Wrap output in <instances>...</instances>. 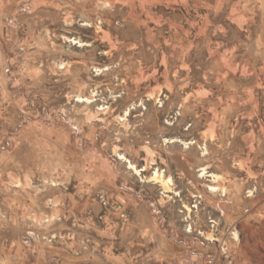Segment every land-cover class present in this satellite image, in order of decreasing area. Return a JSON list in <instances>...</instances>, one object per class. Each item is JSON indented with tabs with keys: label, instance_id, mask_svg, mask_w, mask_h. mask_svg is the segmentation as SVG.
I'll return each instance as SVG.
<instances>
[{
	"label": "rangeland",
	"instance_id": "rangeland-1",
	"mask_svg": "<svg viewBox=\"0 0 264 264\" xmlns=\"http://www.w3.org/2000/svg\"><path fill=\"white\" fill-rule=\"evenodd\" d=\"M192 249L264 264V0H0V264Z\"/></svg>",
	"mask_w": 264,
	"mask_h": 264
},
{
	"label": "built area",
	"instance_id": "built-area-1",
	"mask_svg": "<svg viewBox=\"0 0 264 264\" xmlns=\"http://www.w3.org/2000/svg\"><path fill=\"white\" fill-rule=\"evenodd\" d=\"M198 261L199 253L196 250L192 249L184 253L179 264H198Z\"/></svg>",
	"mask_w": 264,
	"mask_h": 264
},
{
	"label": "bare ground",
	"instance_id": "bare-ground-1",
	"mask_svg": "<svg viewBox=\"0 0 264 264\" xmlns=\"http://www.w3.org/2000/svg\"><path fill=\"white\" fill-rule=\"evenodd\" d=\"M130 167H135V166L134 164L130 163ZM203 170L205 171V169ZM152 179L164 185H167V183L171 182V179L166 178L165 174L162 171H155V173H153Z\"/></svg>",
	"mask_w": 264,
	"mask_h": 264
},
{
	"label": "crops",
	"instance_id": "crops-1",
	"mask_svg": "<svg viewBox=\"0 0 264 264\" xmlns=\"http://www.w3.org/2000/svg\"><path fill=\"white\" fill-rule=\"evenodd\" d=\"M153 228V230H154V227H152ZM145 229H147V228H145ZM149 229V228H148ZM150 233L152 232V231H149ZM146 234V233H145ZM147 235V234H146ZM134 241V242H133ZM133 243H135V240H130L129 241V243L128 244H133ZM130 245H128V246H125L126 248V250L127 251H130V247H129ZM161 250H164V248L163 249H161ZM124 253V252H123Z\"/></svg>",
	"mask_w": 264,
	"mask_h": 264
}]
</instances>
